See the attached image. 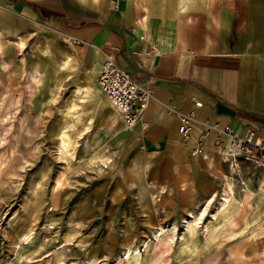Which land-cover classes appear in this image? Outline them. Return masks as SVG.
Segmentation results:
<instances>
[{
    "label": "crops",
    "instance_id": "1",
    "mask_svg": "<svg viewBox=\"0 0 264 264\" xmlns=\"http://www.w3.org/2000/svg\"><path fill=\"white\" fill-rule=\"evenodd\" d=\"M106 56L153 89L132 127L97 88ZM60 88L81 106L77 126L121 140L124 182L182 220L231 184L213 130L192 151L206 124L264 140V0H0V102L36 117L39 93ZM170 105L195 112L190 139Z\"/></svg>",
    "mask_w": 264,
    "mask_h": 264
},
{
    "label": "rangeland",
    "instance_id": "2",
    "mask_svg": "<svg viewBox=\"0 0 264 264\" xmlns=\"http://www.w3.org/2000/svg\"><path fill=\"white\" fill-rule=\"evenodd\" d=\"M38 74L36 67L31 79ZM69 96L41 91L36 117L19 102H0V264H116L128 247L136 253L119 264H242V255L264 264L263 160L229 168L234 195L245 201L234 219L220 226L212 216L219 193L203 222L186 228L187 211L163 215L124 182L121 140L77 126L81 106ZM171 222L172 239H156L154 228ZM216 224L208 237L205 226Z\"/></svg>",
    "mask_w": 264,
    "mask_h": 264
},
{
    "label": "built area",
    "instance_id": "3",
    "mask_svg": "<svg viewBox=\"0 0 264 264\" xmlns=\"http://www.w3.org/2000/svg\"><path fill=\"white\" fill-rule=\"evenodd\" d=\"M97 84L110 106L120 115L127 127L134 126L142 119L153 97L151 87L139 83L110 56H106L102 63ZM167 107L179 115L178 132L181 138L190 139L194 123L197 121L195 112L179 113L173 106ZM210 130L215 132V144L224 145L222 155L229 168H233V164L235 166L240 159L264 161V140L259 139L255 129L250 127L243 135H239L228 126L220 128L218 124H206L200 139L192 148L194 154L202 152L204 139Z\"/></svg>",
    "mask_w": 264,
    "mask_h": 264
},
{
    "label": "bare ground",
    "instance_id": "4",
    "mask_svg": "<svg viewBox=\"0 0 264 264\" xmlns=\"http://www.w3.org/2000/svg\"><path fill=\"white\" fill-rule=\"evenodd\" d=\"M97 88H99V86ZM225 179H228L227 176L225 177ZM214 197L215 196L211 197L210 199H206L197 212H190L182 219V223L186 228H189L191 225H198L203 222V219L207 216L209 207L214 203ZM243 206H244L243 196L237 198L234 195L230 182L226 180L225 187L220 193L218 202L216 205H214V207H216L215 208L216 210L212 211L211 214L212 216L215 217L217 212L219 217L218 224L221 226L222 224L228 222V220L234 219L235 215H237L241 211ZM177 228H178L177 225L173 223L168 225H162V226H158L153 231V234L155 238L159 240L167 233H170L169 238L172 239L171 235L172 236L175 235ZM205 230H207L208 237L212 238L215 235V233L218 232L217 224L211 226L206 225ZM143 246L144 247L147 246L146 241H144ZM136 250L137 247H133V248L128 247L124 249L122 253L115 258L116 264H119L121 262L123 263L124 260H127L130 256L135 254ZM90 264H102V263L97 261V262H91Z\"/></svg>",
    "mask_w": 264,
    "mask_h": 264
}]
</instances>
